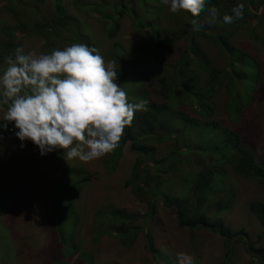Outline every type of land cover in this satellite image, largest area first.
Returning <instances> with one entry per match:
<instances>
[{"label":"rangeland","instance_id":"rangeland-1","mask_svg":"<svg viewBox=\"0 0 264 264\" xmlns=\"http://www.w3.org/2000/svg\"><path fill=\"white\" fill-rule=\"evenodd\" d=\"M82 1L87 0H63V5L71 16L78 19L82 32L89 38L92 46L100 50L106 61L114 60L117 69L120 68V73L124 66L118 63L119 60H116L115 56L122 54V59L125 53L133 51L132 56H134L135 52L146 49V46L151 44L148 34L134 29L133 17L127 15L121 21V29L117 37L112 40L108 37L106 26L101 21L103 17L96 15L97 12H93L87 6L82 7ZM225 2L234 6L237 3L244 4L245 22L236 27L230 42L243 55L239 57L238 73L242 80L244 73L248 78L246 86L241 89V94L239 93L242 99L240 103L245 105L244 102H250L244 106L246 108L238 118L235 112L239 86L236 85L234 91L230 88L231 99L228 107L234 112L232 120L237 118L238 120L231 121L226 115L224 93L218 100V112L216 111L213 119L218 120L232 132L239 133L245 146L255 156L256 162H261L264 160V0H225ZM96 5L102 9L101 5L98 3ZM9 6L11 4L8 0H0V38L4 26L17 25V20L10 13ZM42 9L48 14L53 10V4L47 1L45 8ZM19 10L31 21L40 18L38 12L25 6H20ZM173 14L167 16L174 17ZM28 32L29 29L15 32V40H20V45L26 52L50 53L45 38L27 35ZM227 37L229 38V34ZM200 42L214 66L218 70L225 67L226 60L223 53L221 54L220 47L214 42L213 44L202 40ZM117 46L119 49L116 48ZM151 46L154 44L149 47ZM185 47L184 41H178L164 54L157 55L152 52L131 59L126 56L125 64L130 69H127L128 80L123 89L128 95L129 102L135 103L140 99L150 98L153 104H166L167 101L157 87L158 78L163 73V69L168 68L180 57ZM2 68L3 66H0V70ZM191 84L196 85L194 80ZM184 100L181 109L189 117L203 120L200 112L195 111V109L200 111V108L193 98L189 99L185 96ZM3 117L4 108L0 107V124L7 123L3 122ZM198 130L205 132L204 127ZM215 130L218 134V129ZM16 131L13 124H8L7 130L0 128V136L3 137L0 140V264H50L53 261L81 264L79 260H75L74 254L68 255L57 234L62 225L63 231L74 230V221L67 202L69 198L67 185L81 187L74 198L76 211L80 216L79 225H81L75 230V243L81 245L84 251L92 253L96 264L154 263L145 248L143 233H140L137 243L130 249L121 246L116 238L108 234L99 240H93V234L96 233V219H100L99 213L104 211L106 206L136 213L140 226L148 213L147 205L139 202L131 188L126 185L131 179L132 169L137 161L130 144L125 146L116 168L110 172L111 153L88 163H82L78 159L66 161L63 150L41 156L39 149L30 141H25L24 147L21 148V141L15 135ZM216 133L206 131L202 137L209 140L216 137ZM188 135L200 137L196 132ZM175 146V142L166 141L158 146L157 157H163ZM199 152L191 150L185 154L181 151L178 157L170 160L172 168L178 167L172 172L173 176L162 174L161 181L165 183L162 196L170 193L172 185L178 189L179 185L191 181L198 174L197 170L202 169V166L192 165L195 162L190 163L192 160L186 165L184 162L188 156L201 155V165L213 160ZM104 162L108 164L106 168ZM59 163L65 170L58 168ZM227 173L225 183L230 189L232 202L230 209L220 220H223L226 226H230L234 233L243 230L247 234L243 236V240H229L225 243V239L215 232L205 229L192 232L179 223L174 208L166 207L160 201L152 229L157 246L175 261V264H177L176 253L180 251L192 255L196 264H253L254 257L248 250L251 243L255 249L263 250L262 255L257 254V257L260 255L264 257V224H261L249 209L251 203H264V183L244 179L232 168H228ZM220 188L223 190L224 184ZM214 199L212 198L210 202L216 201ZM214 212L213 208L208 210V216L212 221L215 220ZM256 263L264 264V261L256 260Z\"/></svg>","mask_w":264,"mask_h":264},{"label":"trees","instance_id":"trees-1","mask_svg":"<svg viewBox=\"0 0 264 264\" xmlns=\"http://www.w3.org/2000/svg\"><path fill=\"white\" fill-rule=\"evenodd\" d=\"M47 1L53 4V10L48 14L42 9L45 8ZM8 2L11 4L8 8L11 9L10 13L17 20V25H6L2 28L0 66H4L6 54L21 46L20 40H15V32H22L27 29H29L27 35L45 38L50 52L57 48L63 49L72 43H84L93 47L89 38L82 32L83 29L78 19L71 16L63 5V0H8ZM97 3L101 5L102 9L98 8ZM20 6L38 12L40 18L31 21L19 10ZM81 6L84 8L87 6L93 12L96 11V15L99 14L103 17V20L100 19L106 26L108 37L112 40L117 37L121 29L122 19L127 15L132 16L134 29L147 33L150 38V45L154 44L151 47L147 45L146 49L140 52H135V57L152 52L157 55L164 54L178 41L186 43L185 50L180 57L168 68L163 69V73L158 78L157 87L167 103L156 105L150 102L149 111L136 113L132 125L125 129L119 147L111 152L109 159L110 172H113L127 144H130L131 150L136 154L137 161L132 169L131 179L126 185L131 188L135 198L148 207L144 222L141 226L138 225L139 217L134 212L106 206L104 207L105 210L99 213L100 219H96V233L93 234V240H99L108 234L116 238L121 246L130 249L137 243L140 233H143L145 248L152 256L153 264H175V261L157 246L152 229V222L156 217L160 201L166 207L174 208L177 211L179 223L192 232L201 229L209 230L222 236L225 243L229 240H243V236L247 234L245 231L234 233L230 226H226L223 220H220L223 214L230 209L232 202L230 189L225 183L228 175L227 170L232 168L244 179L264 183V160L256 162L255 156L245 146L240 134L232 132L213 117L216 116V111L218 112V100L223 93L226 101L225 112L231 121H237L246 108L244 106L250 102H244L245 105L240 103L242 101L240 99L241 89L246 86L245 83L248 78L244 73V80H242L238 73L239 57L243 55L230 42L236 27L245 22L246 12L244 11L243 20L233 24H225L223 16L225 14L231 15V9L234 5L227 4L225 0H209L208 7L217 9L216 21L209 25L206 23L209 19L207 11L201 12L198 17H194L183 10L173 14L169 11L168 6L161 3V0H87L82 1ZM172 14L174 17L167 16ZM194 20L202 25V30H193ZM170 21L172 23H169ZM228 34L230 39L227 37ZM200 40L211 44L214 42L220 47L221 54L223 53L226 60L225 67L218 70L214 66ZM132 52L125 53L122 59V54L117 55L120 57L119 59L115 56L116 60H119L118 63L125 68L118 74L117 80L122 88L128 80L127 69H130L125 64L126 56L129 59L133 58ZM258 78L259 76L257 80ZM193 80L196 85L191 84ZM236 85L239 86L237 111L235 112L238 118L232 120L231 117L234 112H231L232 108L228 107V103L231 99V89L234 91ZM185 96L189 99L193 98L200 111L195 108L192 110L195 109L196 112H200L203 120L189 117L181 109V105L185 103ZM148 100L150 101V98ZM175 105L178 107L176 108ZM204 122L205 124H202ZM200 127H204L205 132L199 131ZM215 128L218 129V134ZM206 131L215 132L216 137L205 140L202 135ZM193 132L198 133L200 137L188 135V133ZM166 141H173L176 146L169 153L158 158V146ZM191 150L200 151L199 153L205 154L213 160L201 165V155L188 156L184 162L186 165L189 160H192L190 163L195 161L192 165L202 166V169L197 170L199 171L198 174L191 181L179 185L178 189L172 185L170 193L162 196V190L165 189V183L161 181L162 174L173 176L172 172L178 167L172 168L170 160L178 157L181 151L186 154ZM106 166L108 164L104 162V167L106 168ZM58 168L65 170L60 163ZM223 184L224 189L222 190L220 187ZM80 188L67 185L69 192L67 202H69L71 217L74 221V230L71 232L63 231L62 225L57 234L60 236L68 255L74 254L75 260H79L81 264H96L94 255L84 251L81 245L75 243V230L81 225H79L80 216L76 211L74 198L81 190ZM212 198H215L216 201L210 202ZM211 208L215 210L213 213L215 220L213 221L208 216V210ZM249 209L260 223L264 224V203H251ZM252 244L248 250L254 257L253 264H257L256 260L264 261V257L261 256L263 250L255 249ZM253 252L256 254L254 255ZM257 254H261L260 257H257ZM50 264L68 263L53 261Z\"/></svg>","mask_w":264,"mask_h":264},{"label":"clouds","instance_id":"clouds-1","mask_svg":"<svg viewBox=\"0 0 264 264\" xmlns=\"http://www.w3.org/2000/svg\"><path fill=\"white\" fill-rule=\"evenodd\" d=\"M171 13L181 10L198 17L207 11V24L216 21L217 9L209 0H161ZM223 22L243 20L244 4L237 3ZM194 31L202 30L196 20ZM120 70V68H119ZM116 62L84 43L37 54L16 47L4 56L0 70V128L13 124L16 137L35 145L44 156L63 150L65 160L88 163L113 152L135 114L150 110V101L129 102L118 80ZM3 137L0 136V140ZM39 219V217H36ZM177 264H196L192 255L176 253Z\"/></svg>","mask_w":264,"mask_h":264}]
</instances>
